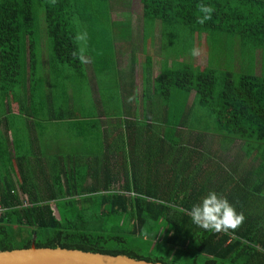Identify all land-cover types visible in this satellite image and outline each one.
<instances>
[{"label": "trees", "instance_id": "obj_1", "mask_svg": "<svg viewBox=\"0 0 264 264\" xmlns=\"http://www.w3.org/2000/svg\"><path fill=\"white\" fill-rule=\"evenodd\" d=\"M139 2L145 39L141 50L151 33L153 41L158 37L162 55L156 78L149 76L153 56L145 55L144 86L147 106L156 103L162 129L148 124L150 135L142 140L137 132L129 151L124 146L131 140L121 142L123 151L115 152L114 163H102L99 153L96 165L79 167L65 164L69 157L63 155L64 164L58 167L59 155L48 157L49 173L41 168L46 176L41 179V173L27 166L31 155L20 150L18 139L2 133L0 203L6 210L0 215V251L35 244L163 264H264V65L260 61L258 73L255 62L258 50L264 56V0ZM200 4L214 9L202 24L197 23ZM112 11L111 0H0V118L6 128L12 131L8 115L13 103L21 117L66 119L64 113L42 116L37 110L41 95L52 110L60 104L57 83L37 75L43 23L52 56L49 74L57 68L71 71L59 81L67 102L68 86L74 90L76 75L85 72L80 28L92 32L90 37L111 36L115 62L117 53L137 62L132 28L127 25L131 40L122 32L124 19H113ZM101 23L109 26L97 25ZM202 36L207 60L203 67L195 65L190 54ZM216 40H226L230 47L224 51L220 45L214 60L209 46ZM122 42L131 44V54L122 50ZM247 47L253 51L249 60ZM218 69H224L221 81ZM114 84L120 92V82ZM152 95L163 113L150 101ZM196 109L200 115L205 112V121L191 117ZM146 119H154L149 108ZM237 144L234 164L229 157ZM7 157L14 160L13 171L20 165L15 172L18 185L4 165ZM209 191L225 197L242 215L237 228L213 232L192 223L190 208Z\"/></svg>", "mask_w": 264, "mask_h": 264}, {"label": "crops", "instance_id": "obj_2", "mask_svg": "<svg viewBox=\"0 0 264 264\" xmlns=\"http://www.w3.org/2000/svg\"><path fill=\"white\" fill-rule=\"evenodd\" d=\"M155 33L156 36L159 35V33ZM43 35H45L44 32L42 37ZM138 36L145 41L142 28ZM151 36L150 33L149 38ZM106 38L107 36H104L103 33L101 35L100 33L97 34V38H92V42L98 48L96 50L98 59L95 57L96 60L94 61L91 56L86 55L84 74L76 75L74 90L68 86L70 94L68 102L63 90L59 89V81L68 78L67 72L57 68L53 74H49V64L46 72H43L41 76V79L54 80L57 83L59 90L57 101L60 104L52 110V106L46 105L45 96L41 95L38 98L40 105L37 106V110L42 116H50L52 112L55 115L64 113L66 119L43 120L33 117H21L16 103L11 105L12 114L8 115V123L10 122L12 131L6 128L4 120L0 118V136L2 133L5 135L9 133L18 139L20 150L27 152V155H31L27 166L32 168L33 172L40 174V169L46 168L45 172L48 174V157L52 158L57 155H59V159L55 163L58 164V167L64 164L63 155L67 156L66 159L69 157L65 164L69 161V164H74V166L78 164L79 167L81 165L84 167L89 162L91 165H96L94 162H97L99 153L103 156L102 163H114L116 159L115 152L117 153V150L123 151L122 148L126 141L131 140L128 148L124 146L129 151L131 149L130 145L135 144L134 135L137 132L141 133L138 135L139 138L146 140V137L150 135H148L147 130L148 124L151 126L153 124L152 127L155 129H162V121L156 117L158 111L155 106L156 103L152 102L151 105L147 106L148 99L144 97V86H146L145 80L148 77V72L145 70L147 66L146 59L140 61L141 58L138 55L139 52H143L141 50L142 45L138 48L135 37H133L132 47H135L137 62L133 63V58L129 55L122 56L118 53L115 62L114 49H116V46L113 45L114 43L108 45L103 42ZM235 53L238 61V44L235 47ZM40 60L45 61L42 52L40 53ZM138 73L139 78H137ZM159 73L160 71L155 72L153 62L149 76L156 78ZM118 75H121V81ZM115 81L120 82V92L114 84ZM130 84L135 86L134 90H132ZM153 86L152 81H149V93H153ZM126 91L128 93L125 95ZM132 91L134 94H131ZM150 98H152L150 101L157 102L156 95H152ZM157 103L162 108L161 103ZM148 108L154 116L153 121L146 119ZM136 122L139 123L140 128L135 124ZM23 125H26V127H23ZM123 141L124 145L121 143ZM1 149H4V147L0 144ZM140 149L145 150V144H141ZM4 152L1 153L3 157ZM5 161L7 162L4 165H8L6 169H9L12 181L18 185L16 173H18L19 163L13 171L10 164H13L14 160L9 161L7 157ZM21 166L25 167L24 165ZM2 173L6 174V171H2ZM44 177L46 176L41 173L40 179Z\"/></svg>", "mask_w": 264, "mask_h": 264}, {"label": "rangeland", "instance_id": "obj_3", "mask_svg": "<svg viewBox=\"0 0 264 264\" xmlns=\"http://www.w3.org/2000/svg\"><path fill=\"white\" fill-rule=\"evenodd\" d=\"M111 1H112V6H113V11H112L113 19H120V18L124 19L123 22H124V25H126V26L123 27L122 32H127L126 36H127V38L130 37V39H131V33L133 32V34L135 35V36L133 35V37H135V43L138 45V48L140 45L143 46L145 43L142 40V38L141 37L139 38V36H138V34L141 30V26H142V6H141V3L139 2V0H111ZM125 13H128V15H126ZM126 16H128V17H126ZM128 24L132 28L131 31L129 29H127ZM97 25L104 27V28H107L109 26L105 23H101V24H97ZM85 26H88V25L86 24ZM43 28H44L43 32L45 34V32H46L45 31V23H43ZM80 30H81V32L79 33L78 38H79V45L85 53L84 63H85L86 55L92 57V54H93L94 57H92V58L95 61L96 59H98L96 57V50L98 48H96V45L92 42L93 37H90L92 35V32L89 33L86 30H82L81 28H80ZM158 30H159V28H157V33H158ZM107 31H110V30H107ZM129 31L131 32L130 35L128 33ZM111 32H112V30L110 32H108L107 34H111ZM95 37L97 38V36H95ZM201 39H203V40H200V43H199L200 45H198L196 43L197 55L194 56V61H195L194 64L195 65H201L203 67L206 65L207 60H206V51H205V43H204L205 37L202 36ZM41 41H42V44H44L41 47V52L44 55L45 61L42 62L40 60V57H39L38 73H37L38 76L43 75V72L44 73L46 72L47 66L49 65V61H51V59H52V56L50 54V49L47 46L48 41H47L46 34L43 35ZM111 41L114 43V41L111 40V36L110 37L107 36V38L103 42H105L106 44L109 45ZM217 44H219V43L216 40V41L212 42L209 46V52L211 55H213L214 60L217 59L218 48L220 47V45L222 46V49L224 51L227 50L228 47H230V42H228L226 40L222 41V43L219 44V46ZM158 45H159L158 37L155 39V41H153L152 38H150L146 43L145 51L143 50L142 53L139 52V54H138V55H140V58H141L140 61L145 59L146 54H150L153 56V59H154L153 62L155 65V72L156 73H158L161 70L160 60L162 59V55H160V52L158 50L159 49ZM121 47H122V50H125V48H127L126 51L131 54V52H130L131 44L130 43L122 42ZM245 52L247 55L246 59L249 60L250 59L249 55H251L253 53V51H251V49H249L247 47ZM255 54H256V59H255L256 70L259 73L260 71H262V69L260 68V61H261V66L264 65V56H263V58L261 57L259 50ZM95 57H96V59H95ZM65 68H66L68 73L71 72V71H68L70 68H68V67H65ZM232 68H233V66H232ZM139 70H140V68H139ZM216 71H217V76L219 78V81H221L224 77V69H218ZM139 76L140 75L138 73L137 78H139ZM236 76H238V75L235 74V77ZM189 97L194 98V94L190 95ZM181 99H183V98H181ZM181 99H180V103H182ZM171 101L173 102V107H174V98ZM191 117H194L196 120L199 119L201 122H203L207 119L205 112L202 111V114L200 115L199 112L197 113V109L194 110ZM210 123H213V120ZM237 147H238V144L232 148L233 151L231 152L232 154H230V157H229V161L232 160L234 162V164L236 163L237 159L234 158L233 153L237 151V149H238ZM211 149H212V147H211Z\"/></svg>", "mask_w": 264, "mask_h": 264}, {"label": "water", "instance_id": "obj_4", "mask_svg": "<svg viewBox=\"0 0 264 264\" xmlns=\"http://www.w3.org/2000/svg\"><path fill=\"white\" fill-rule=\"evenodd\" d=\"M0 264H163L62 247H36L0 251Z\"/></svg>", "mask_w": 264, "mask_h": 264}, {"label": "clouds", "instance_id": "obj_5", "mask_svg": "<svg viewBox=\"0 0 264 264\" xmlns=\"http://www.w3.org/2000/svg\"><path fill=\"white\" fill-rule=\"evenodd\" d=\"M213 10L208 5L200 4L199 11L202 15L197 17V23L202 24L211 19ZM190 54L197 55V50L191 49ZM189 215L194 225L213 232H227L235 229L243 219L233 205L215 191H209L198 203L194 204L189 210Z\"/></svg>", "mask_w": 264, "mask_h": 264}, {"label": "built area", "instance_id": "obj_6", "mask_svg": "<svg viewBox=\"0 0 264 264\" xmlns=\"http://www.w3.org/2000/svg\"><path fill=\"white\" fill-rule=\"evenodd\" d=\"M6 210V207L0 203V215Z\"/></svg>", "mask_w": 264, "mask_h": 264}]
</instances>
